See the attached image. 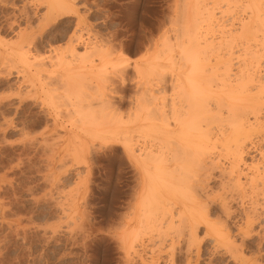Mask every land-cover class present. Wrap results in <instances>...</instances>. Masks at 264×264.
<instances>
[{
    "label": "bare ground",
    "instance_id": "6f19581e",
    "mask_svg": "<svg viewBox=\"0 0 264 264\" xmlns=\"http://www.w3.org/2000/svg\"><path fill=\"white\" fill-rule=\"evenodd\" d=\"M182 1L181 13L177 10L178 16L171 19L172 28L160 27L158 37L149 39L144 55L134 62L125 58L123 48L115 53L119 45L115 50L111 36L102 37L79 16L59 49L50 44L60 41L59 37L48 41L52 53L48 64L39 58L36 53L45 26L75 11L68 0H44L37 25L26 24L12 46L26 70L29 90L35 87L46 92L43 85L47 83L51 91H58L57 97L67 100L63 104L71 107V131L77 138L76 143L70 141L74 154L84 155L96 144L117 143L140 173L141 180L130 200L124 198V212L118 216L122 226H118V238L139 264L162 260L159 252L149 259L139 254L143 235L156 227L175 230L187 223L191 240L199 226L193 216L195 205L202 201L219 205L229 215L228 202L248 200L240 231L251 230L264 217V0H214L219 9L237 4L245 14L232 28L216 26L218 35L211 28L222 20L221 10L210 11L205 0ZM49 73L55 75L45 82ZM124 101L128 105L121 110ZM212 179L219 181L213 192L209 188ZM54 230L48 231L50 236ZM219 237L231 243L223 229ZM232 250L230 257L239 264V254ZM190 251L186 250L183 264L190 263ZM166 259L173 260V254Z\"/></svg>",
    "mask_w": 264,
    "mask_h": 264
},
{
    "label": "rangeland",
    "instance_id": "374dc122",
    "mask_svg": "<svg viewBox=\"0 0 264 264\" xmlns=\"http://www.w3.org/2000/svg\"><path fill=\"white\" fill-rule=\"evenodd\" d=\"M68 1L75 11L58 16L45 26V36L36 53L39 58L44 57L43 60L47 61L52 54L49 53L51 47H47L51 39L59 37L60 40L50 42L52 48L63 45V38L69 35L79 16L101 32L102 37L111 36L115 50L119 45L115 53L123 48L121 52L125 58L134 62L144 55L143 46L149 39L158 37L160 27L172 28L173 15L176 18L185 3L182 0ZM205 1L210 11L223 12L222 20L211 28L214 35L223 28H232L245 16L240 5L219 9L214 0ZM43 2L0 0V264H139L137 256L128 255L118 238L122 227L118 216L122 217L126 199L130 200L136 183L141 180L140 173L137 174L117 143L96 144L89 148L88 154H74L71 144L77 138L71 131L74 129L67 100L64 99L63 104L64 97H57L58 91H51L52 85L48 87L47 83L43 85L46 92L41 88L33 89L35 87L29 90L26 70L12 47L19 30L29 24L37 25L45 10ZM54 75L51 73L44 81L50 79L51 82ZM125 102L120 104L121 110H126L128 104ZM54 117L57 118L55 122ZM249 155L245 157L246 164L251 160ZM217 174L213 172L214 176ZM218 184L217 179L209 181L212 192ZM241 202H228L229 215L210 201L198 203L193 216L199 226L191 237L195 241L190 240V227L185 222L175 230L165 227L168 230L161 228L162 232L156 227L143 235L144 248H140L139 254L149 259L159 252L166 264H183L186 250L191 248L194 254L190 251L189 264H235L237 260L228 252L233 249V253L239 254V264H264V217L256 220L251 230L240 231L248 200ZM51 229H55L51 236L57 231L52 237L48 232ZM221 229L228 233L231 243L220 239ZM171 239L174 243L170 250ZM171 253L173 260H165ZM162 260L160 264L164 263Z\"/></svg>",
    "mask_w": 264,
    "mask_h": 264
},
{
    "label": "snow or ice",
    "instance_id": "6c2138e0",
    "mask_svg": "<svg viewBox=\"0 0 264 264\" xmlns=\"http://www.w3.org/2000/svg\"><path fill=\"white\" fill-rule=\"evenodd\" d=\"M22 264H23V262H22Z\"/></svg>",
    "mask_w": 264,
    "mask_h": 264
}]
</instances>
